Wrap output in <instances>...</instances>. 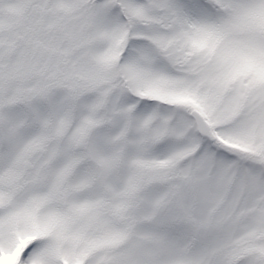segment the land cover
<instances>
[{
	"label": "snow or ice",
	"instance_id": "obj_1",
	"mask_svg": "<svg viewBox=\"0 0 264 264\" xmlns=\"http://www.w3.org/2000/svg\"><path fill=\"white\" fill-rule=\"evenodd\" d=\"M0 264H264V0H0Z\"/></svg>",
	"mask_w": 264,
	"mask_h": 264
}]
</instances>
